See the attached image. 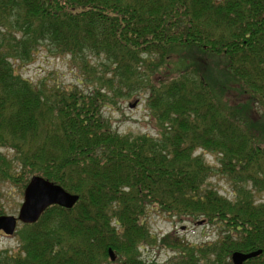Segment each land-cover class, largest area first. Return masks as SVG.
Listing matches in <instances>:
<instances>
[{"label": "trees", "instance_id": "trees-1", "mask_svg": "<svg viewBox=\"0 0 264 264\" xmlns=\"http://www.w3.org/2000/svg\"><path fill=\"white\" fill-rule=\"evenodd\" d=\"M41 49L68 56L76 83L22 77ZM140 93L155 135L113 130L103 109ZM1 148L4 179L40 175L79 198L22 224L0 264H231L256 250L242 264H264V0H0ZM151 210L216 239L162 238L174 255L147 263Z\"/></svg>", "mask_w": 264, "mask_h": 264}, {"label": "rangeland", "instance_id": "rangeland-1", "mask_svg": "<svg viewBox=\"0 0 264 264\" xmlns=\"http://www.w3.org/2000/svg\"><path fill=\"white\" fill-rule=\"evenodd\" d=\"M95 61V60H94ZM17 71L24 78H29L33 82L41 79H47L49 84H75L76 73L69 57L47 56L44 50H40L32 62L25 66L18 67ZM146 93H140L131 98L120 101L117 108L103 109V115L112 121L113 130L120 134H144L155 135L152 123L149 121L148 109L145 108ZM132 104V105H131ZM0 154L6 156V160L12 157L11 150L0 149ZM204 158L213 163L215 156L211 153H205ZM0 158V163H1ZM9 166V165H8ZM17 165H11L10 173L13 178L19 177V168ZM211 183L218 189L219 193L232 198L229 183L221 176L211 178ZM23 190L19 184L4 179L0 171V206L3 214H18L19 207L23 201ZM258 201H264V191L255 194ZM149 230L157 241L154 244H146L140 249L141 258L147 263H163L174 255L169 247L163 246L161 239L173 240L183 238L187 243L203 244L216 239L217 230L210 225L200 223L198 220H178L170 218L159 210H151L147 216ZM22 223H18L16 231L12 235H6L0 232V251L15 250L19 246V236L17 234Z\"/></svg>", "mask_w": 264, "mask_h": 264}, {"label": "water", "instance_id": "water-1", "mask_svg": "<svg viewBox=\"0 0 264 264\" xmlns=\"http://www.w3.org/2000/svg\"><path fill=\"white\" fill-rule=\"evenodd\" d=\"M132 105V104H131ZM79 196L65 190L61 185L46 179L40 175H32L23 190V201L19 207L18 214L0 215V231L6 235H12L18 223L29 224L36 222L41 214L50 205H59L71 208ZM200 223L202 221H199ZM111 260H115V254L108 250ZM261 250L252 252L235 251L231 254L232 264H242L245 260L255 257Z\"/></svg>", "mask_w": 264, "mask_h": 264}, {"label": "flooded vegetation", "instance_id": "flooded-vegetation-1", "mask_svg": "<svg viewBox=\"0 0 264 264\" xmlns=\"http://www.w3.org/2000/svg\"><path fill=\"white\" fill-rule=\"evenodd\" d=\"M0 232H2V231H0ZM3 233V232H2Z\"/></svg>", "mask_w": 264, "mask_h": 264}]
</instances>
